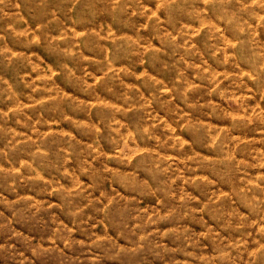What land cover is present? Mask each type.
Wrapping results in <instances>:
<instances>
[{
    "label": "clouds",
    "instance_id": "9594fccd",
    "mask_svg": "<svg viewBox=\"0 0 264 264\" xmlns=\"http://www.w3.org/2000/svg\"><path fill=\"white\" fill-rule=\"evenodd\" d=\"M0 264H264V0H0Z\"/></svg>",
    "mask_w": 264,
    "mask_h": 264
}]
</instances>
